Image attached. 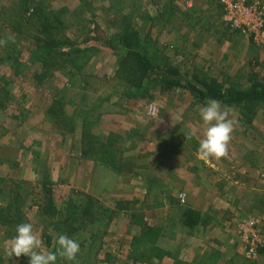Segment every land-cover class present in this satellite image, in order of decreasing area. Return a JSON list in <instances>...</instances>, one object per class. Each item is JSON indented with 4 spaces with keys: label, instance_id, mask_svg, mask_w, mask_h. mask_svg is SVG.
Returning a JSON list of instances; mask_svg holds the SVG:
<instances>
[{
    "label": "rangeland",
    "instance_id": "rangeland-1",
    "mask_svg": "<svg viewBox=\"0 0 264 264\" xmlns=\"http://www.w3.org/2000/svg\"><path fill=\"white\" fill-rule=\"evenodd\" d=\"M43 6L73 44L52 62L37 47L43 20L37 27L0 17V38H15L0 46V264H30L5 253L21 223L33 224L48 251L58 233L75 239L79 264H264V109L247 124L230 108L229 155L202 160L205 103L188 92L163 95L159 86L135 93L117 77L124 20L184 80L199 71L219 80L250 71L264 77V0ZM189 131L196 135L186 139ZM46 203L61 217L42 214ZM189 210L199 215L196 227L185 223ZM70 218L77 232L57 229L58 219Z\"/></svg>",
    "mask_w": 264,
    "mask_h": 264
},
{
    "label": "trees",
    "instance_id": "trees-1",
    "mask_svg": "<svg viewBox=\"0 0 264 264\" xmlns=\"http://www.w3.org/2000/svg\"><path fill=\"white\" fill-rule=\"evenodd\" d=\"M43 4L44 0H11L8 5L3 3L4 6H0V17L21 22L24 20V22L36 24L37 27L39 21L43 20L44 23L40 24L41 28L38 29L41 38L37 41V47L42 50V54H46L45 61L52 62L60 54L67 55L70 53L57 51L58 48L63 46L64 43L70 42L71 45L73 44L71 40L62 37V22L55 18H52L54 22H51V13L49 12L51 9L48 8L49 6H43ZM168 11L169 9H165L162 13L166 14ZM34 20H37V23ZM2 25L6 24L3 23ZM232 29L235 30V28ZM120 30L121 32L117 35V42L122 53L118 64L117 77L125 83L124 86H130V90L133 88V92L136 93L137 90L143 89V91L151 93L153 89L159 86L163 95L166 92H181V94L188 92L197 103H205L209 98L218 99L223 105L237 109L241 119L245 120L247 124H252L259 111L264 109V77L259 72L250 71L247 74L234 77L224 76V80H219V78L210 76L206 72L199 71L194 73L190 79L184 80L180 68L172 66L168 57L164 56L160 49L151 46L148 38L144 39L140 33L141 31L134 27L132 23L124 20ZM58 53L60 54L54 58L52 57ZM8 56L12 58L11 54H8ZM45 76V72L42 76L40 75L41 84ZM4 87L5 85L0 78V90ZM4 103L0 101V109L5 107ZM89 113L90 111L87 115ZM135 134L141 142H145L138 130ZM145 183L151 186L153 182L145 180ZM56 211L48 203L42 206V214L53 217L54 220L57 216L61 217V212ZM39 213L41 214V212ZM186 214L187 220L185 223L189 227H196L200 223L199 215L196 212L189 210ZM74 220L76 221V219ZM74 220L73 218L58 219L55 226H57V229L72 234L78 230Z\"/></svg>",
    "mask_w": 264,
    "mask_h": 264
},
{
    "label": "clouds",
    "instance_id": "clouds-1",
    "mask_svg": "<svg viewBox=\"0 0 264 264\" xmlns=\"http://www.w3.org/2000/svg\"><path fill=\"white\" fill-rule=\"evenodd\" d=\"M14 43V36L0 38V46ZM230 109L218 99L209 98L204 106L199 107V115L206 126L203 138L199 140L197 156L202 160L211 158L221 159L229 155V144L236 127V121L230 118ZM196 135L195 131H189L186 139ZM186 193H181L183 200ZM16 235L7 242L5 253L8 258L15 255L30 257V264H57L58 259L79 264L77 255L80 252V244L67 234L58 233L55 239L54 250L44 248L43 240L34 231L32 223H21L16 226Z\"/></svg>",
    "mask_w": 264,
    "mask_h": 264
},
{
    "label": "built area",
    "instance_id": "built-area-1",
    "mask_svg": "<svg viewBox=\"0 0 264 264\" xmlns=\"http://www.w3.org/2000/svg\"><path fill=\"white\" fill-rule=\"evenodd\" d=\"M261 18H262V17H261ZM261 18H260V20H262ZM150 111L153 112V111H154V108H152Z\"/></svg>",
    "mask_w": 264,
    "mask_h": 264
},
{
    "label": "crops",
    "instance_id": "crops-1",
    "mask_svg": "<svg viewBox=\"0 0 264 264\" xmlns=\"http://www.w3.org/2000/svg\"><path fill=\"white\" fill-rule=\"evenodd\" d=\"M189 264H194V263L189 262Z\"/></svg>",
    "mask_w": 264,
    "mask_h": 264
}]
</instances>
